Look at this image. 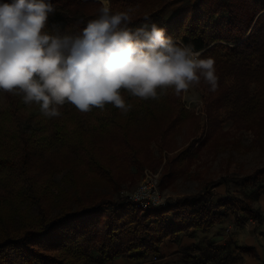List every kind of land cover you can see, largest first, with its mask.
<instances>
[{
    "label": "trees",
    "instance_id": "16d2710c",
    "mask_svg": "<svg viewBox=\"0 0 264 264\" xmlns=\"http://www.w3.org/2000/svg\"><path fill=\"white\" fill-rule=\"evenodd\" d=\"M109 1L113 13L133 10L129 27L140 26L149 17L147 22L163 28L175 43L190 45L194 51L203 52L200 58L215 61L217 89L210 91L203 80L198 85L210 93L204 94L210 102L208 106L215 101L223 102L232 109L234 119L264 110V0H197L194 3L180 0L184 3L171 17L166 16L169 5L161 3L155 9V0ZM4 2L12 0H0ZM51 3L55 12L49 16L47 30L52 34L58 31L60 35L79 34L89 20L98 17L101 6L100 0H51ZM251 84L258 87L253 97L249 92ZM122 95L132 105L127 114L112 105L81 113L66 104L60 108L59 117L47 118L40 113L38 105H25L19 96L0 90V140L21 119H31L37 124L30 133L17 132L20 159L11 157L0 146V188L18 176L22 178L38 153L55 142L83 155L85 162L99 174L109 175L119 188L120 174L115 171L124 170V163H135L142 151L140 142L132 137L140 116L143 112L155 114L152 106L141 99L127 92ZM181 97L169 89L156 101L160 107L178 114ZM154 117L157 119V115ZM165 134L166 131L160 133V138L164 139ZM100 136L112 141L106 166L101 165L94 153ZM237 179L258 187L257 197L264 195V169ZM225 182L226 179H221L212 185L218 187ZM29 199L37 207L38 215L22 225L1 230L0 264H102L122 256L140 259L150 253L158 254L164 241L183 232L210 231L229 218V207L238 208L247 219L263 223L261 211L249 200L224 199L216 208L208 205L202 193L186 197L176 205L167 204L143 213L127 204L125 198L114 201L99 193L93 197L81 194L76 200L66 201L54 215L45 204L52 202L48 192L40 193L33 183ZM141 251L142 256H132ZM181 259L183 264H209L207 258L193 254Z\"/></svg>",
    "mask_w": 264,
    "mask_h": 264
},
{
    "label": "rangeland",
    "instance_id": "374dc122",
    "mask_svg": "<svg viewBox=\"0 0 264 264\" xmlns=\"http://www.w3.org/2000/svg\"><path fill=\"white\" fill-rule=\"evenodd\" d=\"M183 1L194 3L197 0ZM155 2V9L160 8L161 3L168 4L166 9L168 14L177 7L180 9L184 3L180 0ZM176 2L180 3L175 4ZM257 88L256 84L250 85L251 97L256 94ZM204 94L209 96L210 93H206L199 86L182 94V107L178 114L160 107L156 100H142L144 104L152 106L157 119L152 113L141 114L132 137L140 142L142 151L135 163L130 162L127 165L122 162L126 171L123 169L120 172L115 171L117 175L120 174L119 188L111 181L109 175L99 174V171L96 172L85 162L81 157L83 155H78L60 142L46 146L26 168L27 171L25 175L22 174V178L14 175L16 179L3 184L0 188V233L5 227H17L38 215L37 207L29 199L32 183L40 193L48 192L52 202L45 204L50 213L55 215L61 211L66 201L76 200L81 194L93 197L94 194L104 193L114 201L121 200L137 189L145 180L147 171L159 176L161 192L170 200L180 201L202 193L208 199V205L216 208L221 200L233 197L249 200L256 207V200L259 198L258 187L237 182L236 179L264 169V110L256 111L245 118L234 119L229 106L226 107L220 101L208 106L207 103L210 102L205 99L207 97H204ZM36 127V121L21 119L9 127L8 132L2 136L0 146L5 147L11 157L20 159L17 132L23 130L30 133ZM164 130L166 134L163 139L160 138V133L165 132ZM111 146L112 141L109 138L99 137L98 147L94 153L100 163L102 162L101 165L106 166L105 161L110 154ZM88 147L93 149L90 145ZM115 147L117 146L114 145ZM221 179H226L225 184L213 187L212 184ZM228 211L229 218L223 222V226L235 223L238 230H235L233 225L232 231L245 236L250 235L249 232L255 227L260 236L264 235L262 230H257L258 220L247 219L246 214L236 207H229ZM261 213L264 224V211ZM247 225L250 227L247 228ZM197 232L201 233L200 236L207 233L192 230L182 234L185 239H189ZM226 233L230 235L231 231L227 230ZM215 253L214 257L219 255L218 251ZM128 258L135 259L129 256L115 259L123 261ZM212 259L209 260V264H225L211 261ZM227 260H231L229 261L231 264L239 262L234 255H229ZM182 262V259H176L174 264H183Z\"/></svg>",
    "mask_w": 264,
    "mask_h": 264
},
{
    "label": "clouds",
    "instance_id": "9594fccd",
    "mask_svg": "<svg viewBox=\"0 0 264 264\" xmlns=\"http://www.w3.org/2000/svg\"><path fill=\"white\" fill-rule=\"evenodd\" d=\"M100 5L79 34L60 35L47 30L51 0L0 3V90L54 118L66 104L81 113L112 105L127 114L132 105L123 92L158 101L169 89L179 97L202 80L217 89L212 58L175 43L149 17L129 27L131 8L113 13L109 0Z\"/></svg>",
    "mask_w": 264,
    "mask_h": 264
},
{
    "label": "crops",
    "instance_id": "0c3cea01",
    "mask_svg": "<svg viewBox=\"0 0 264 264\" xmlns=\"http://www.w3.org/2000/svg\"><path fill=\"white\" fill-rule=\"evenodd\" d=\"M191 1V0H190ZM180 2H176L178 4ZM171 7H169L170 9ZM179 10L177 7L171 14L166 11V16L171 17ZM256 207H253L259 211H264V195H261L256 200ZM260 208V209H259ZM253 221V220H252ZM238 230L237 225L217 224L212 230L207 233H198L189 239H185L183 234H179L174 239H167L160 247L158 254H149L148 256L140 259H115L112 262H104L102 264H151L154 257H157L156 264H174L176 259H181L186 254H193L199 257H205L208 260L214 257L215 252L218 251L216 257L211 261L215 262H228L231 264V260H227L229 255H234L235 259L239 262L234 264H263L264 262V235H259L254 229L249 232L250 235L245 234L237 235L233 230ZM236 225V226H235ZM258 224L257 230L264 232V224ZM255 226V225H253ZM250 226L247 225V228ZM230 230L231 234H227L226 231ZM234 232V234H232ZM257 235L258 238L256 237ZM142 252H137L135 256H142ZM155 255V256H154ZM154 256V257H153ZM153 257V258H152ZM223 260V261H222Z\"/></svg>",
    "mask_w": 264,
    "mask_h": 264
},
{
    "label": "built area",
    "instance_id": "2783aa9c",
    "mask_svg": "<svg viewBox=\"0 0 264 264\" xmlns=\"http://www.w3.org/2000/svg\"><path fill=\"white\" fill-rule=\"evenodd\" d=\"M201 55V52H199ZM145 180L133 191L130 195L125 197V202L131 207L146 212L156 210L167 204L176 205L178 201L166 198L160 189L159 176L149 171L146 173ZM230 230H228L229 232ZM157 257H154L151 264H156Z\"/></svg>",
    "mask_w": 264,
    "mask_h": 264
}]
</instances>
